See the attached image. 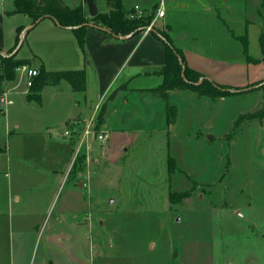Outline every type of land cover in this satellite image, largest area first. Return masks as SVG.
<instances>
[{
    "label": "rangeland",
    "instance_id": "374dc122",
    "mask_svg": "<svg viewBox=\"0 0 264 264\" xmlns=\"http://www.w3.org/2000/svg\"><path fill=\"white\" fill-rule=\"evenodd\" d=\"M13 1L4 0L3 8L11 12ZM81 1L65 0L71 7ZM94 1L100 12L108 10L107 0ZM165 1L167 15L153 27L165 30L170 24L176 43L193 54L198 70L213 81L211 75L247 79L241 37L247 36L252 56L261 55L264 0H215L219 10L209 18L219 19L226 35L209 26L208 14L194 9L201 2ZM5 23L7 48L16 43L17 27L32 24L20 13L9 14ZM21 39L14 54L33 58V68H84L78 66L85 55L73 30L49 17ZM11 53L1 51L0 64L2 55ZM263 83H249L241 86L246 92L218 99L171 90L170 124L164 100L141 92L129 94L127 102L119 96L107 102L113 120L108 142L91 137L93 142L78 151L80 137L73 145L62 135L71 121L66 119L77 111L76 103L83 108L86 94L92 110L84 111L90 117L73 120L79 122V133L94 115L98 89L93 70L87 91L74 92L61 81L48 84L39 98L17 70L16 78L3 85L14 104L0 102V152L12 155L0 157V205L14 187L30 192V206L51 205L53 225L57 211L66 210L60 225L71 234L72 255L54 249L55 264H264V121L236 123L261 107L258 84ZM50 126L56 133L49 132ZM20 155L30 163L19 161ZM31 163L43 171L35 172ZM50 170H63L64 180L46 174Z\"/></svg>",
    "mask_w": 264,
    "mask_h": 264
},
{
    "label": "crops",
    "instance_id": "0c3cea01",
    "mask_svg": "<svg viewBox=\"0 0 264 264\" xmlns=\"http://www.w3.org/2000/svg\"><path fill=\"white\" fill-rule=\"evenodd\" d=\"M3 1L4 0L0 1V49L6 51L11 49L14 45L7 48L5 20L9 14L15 12L14 9L11 10V12L5 10V8H3ZM170 1L173 2L175 0ZM157 2L158 0H150V2H144L143 0H124V4L130 9L134 8L136 3H139L142 5L143 9H146L147 6H151V10L153 7H157ZM199 2H201V5L195 4L194 9H197L198 12L200 10L204 11L208 14V18L219 10L218 3L215 0H194V3ZM164 3L166 6L167 3L165 0ZM166 15L167 10L165 7V15L157 19L165 18ZM209 20V26H216L218 34L226 35L224 31L225 26L221 25L219 19L218 21L216 19L213 21L212 18H209ZM198 35L199 36H196L197 38L200 37V34ZM85 37L86 53L88 54L87 57H83V64L81 63L78 66L80 67L83 65V69L86 70V84L88 82L89 70H93L94 72L95 84H97L98 89L95 106L101 103L102 98L105 97L107 99L106 101L104 100L102 105L106 104V111L104 114V121L106 122L104 128L108 130L109 125L113 124V120L110 118V115H108V101L113 103L117 100L116 98L121 96V98L127 102L129 94L133 92H141L146 95H151L154 99L157 98L152 95L150 90L162 83V76L159 74V70L166 63L165 46L155 35H152L151 32L146 34L145 32H140L135 36H128L126 39L120 40L111 36L108 32L89 27ZM173 37L174 44L179 49L183 50L189 66L198 70L199 66L194 63L193 54L189 50L181 47V45H178L176 43L177 37ZM261 55L258 57L251 56L254 59H260ZM245 62L248 65L246 69L247 79H221L212 75L211 77L216 80L215 82H217V80L226 82V85L232 87L245 86L249 83L264 79L263 62L255 63L247 59V57L245 58ZM251 68L255 69L251 72ZM85 91H87V88ZM112 94L113 96L111 97ZM84 101L83 108L80 107L81 104L76 103L77 111L68 117L66 121H73L77 119V117H90L89 113L85 115L84 111L92 110L91 106L93 100L91 101L86 94ZM50 127L49 132L56 133V128H54V126ZM62 137L67 140V142L74 145L75 139H68L63 135ZM7 154L9 155L8 152H0V157ZM10 156L12 155L8 157L11 158ZM16 158L23 163H30L28 159L22 155ZM72 161L73 157L71 158L70 165H72ZM30 165L31 168H34L35 172L39 173L43 171L32 163ZM62 172L63 170H50L47 171L46 174L48 173L52 177H57L63 181ZM29 193L27 189L15 190L14 187H11L7 191L5 201L0 205V264H55V259L53 258L54 249L58 253L64 250V252L72 255L70 252V242L67 243L69 240L67 237L71 236V234H69L67 228H63L60 225L62 217L66 215V210L57 211L55 220L58 224L53 225L50 221L53 213L50 207L51 205L45 208L42 206L35 207V205L30 206V201L27 196ZM53 201H55V199ZM18 202L20 203L18 204Z\"/></svg>",
    "mask_w": 264,
    "mask_h": 264
},
{
    "label": "trees",
    "instance_id": "16d2710c",
    "mask_svg": "<svg viewBox=\"0 0 264 264\" xmlns=\"http://www.w3.org/2000/svg\"><path fill=\"white\" fill-rule=\"evenodd\" d=\"M82 1L74 7L69 6L65 0H14L13 3L14 12L26 16L28 15L31 18V23H34L38 19L43 20V18L49 17L59 21L64 28L74 27V25L79 26L74 28L73 32L75 33L80 48L86 57L88 53H86L85 36L89 26L84 24L94 22L97 25L108 28L110 30L109 34L118 39V36H135L138 33L143 32L149 25H151L156 12V7H153L151 10L143 9V14L139 16L135 14L136 11L134 8L128 9L126 5H124V0H107L108 10L104 13L99 11L98 14L90 16V19H88L84 6L86 0ZM24 30V26L17 27V35L15 38L16 44L10 49L11 52L19 44L21 45L18 51L21 49L22 39L20 38V35ZM150 32L164 44L166 51V63L159 70V74L162 76V83L151 89L150 92L154 97L164 100L167 103V107L169 106L171 90L189 89L197 93L200 97L207 96L211 99H218V97H227L233 94L246 92V90H242L241 86L232 87L226 84L216 83L207 78L204 73L189 66L183 50L179 49L174 44L170 24L165 26V30L153 27ZM241 39L244 43L247 59L255 63H264V31L259 38L262 52L260 59H254L250 55L247 36L241 37ZM1 51L2 50L0 49V55ZM2 57L3 61L0 64V94L4 91V83L13 81L16 78V69L22 65L31 66L33 61V58H19L15 54L2 55ZM38 70L40 73L34 80L33 97L39 98L41 92L48 84H59L61 81L68 82L74 92L85 91L87 88L86 70L83 68L51 71L46 69L43 64H40ZM183 73L184 77L182 75ZM263 84L258 85L260 86V90H263L264 95ZM105 111L106 104H103L98 113V124L101 126H103L105 122ZM166 113L167 120H170L173 115L170 107L167 108ZM254 119H258L260 122L264 121V99L261 107L254 111H250L247 114L241 115L236 123L238 124L243 121L250 122V120ZM170 121L169 124L172 123V120Z\"/></svg>",
    "mask_w": 264,
    "mask_h": 264
},
{
    "label": "built area",
    "instance_id": "2783aa9c",
    "mask_svg": "<svg viewBox=\"0 0 264 264\" xmlns=\"http://www.w3.org/2000/svg\"><path fill=\"white\" fill-rule=\"evenodd\" d=\"M155 16L153 18V22L151 25H149L143 32L150 33V31L153 28V25L158 20L157 18L163 17L165 15V3L164 0H159L157 3ZM135 14L141 16L143 14V7L141 4L136 3L135 7ZM16 70H18L22 77L25 78V86L29 89L34 85L35 78L39 75L40 71L38 68H33L30 65H22L19 66ZM0 102H2L5 106L13 105L14 102L8 97V92L6 90L3 91V93L0 94ZM102 107V106H101ZM101 109V108H100ZM95 110V109H94ZM99 110V104L96 106V110L94 111L93 117L86 120V126L82 133H79L77 125L78 121H70V123L66 126L65 130L63 131V136L68 139H75V137L78 135L80 139L78 140V151L81 149V146L83 143L87 142L89 144V141L91 137L93 141H98L101 144H105L109 140V131H107L104 128V125L102 126L101 130H96V124L95 120L98 119V115L96 114V111ZM100 111V110H99ZM99 113V112H98ZM91 141V142H93ZM77 151V153H78Z\"/></svg>",
    "mask_w": 264,
    "mask_h": 264
},
{
    "label": "water",
    "instance_id": "95a60500",
    "mask_svg": "<svg viewBox=\"0 0 264 264\" xmlns=\"http://www.w3.org/2000/svg\"><path fill=\"white\" fill-rule=\"evenodd\" d=\"M86 6L88 7V11H89V15H90V16H95L96 14L99 13L98 6L96 5V3H95L94 0H86ZM41 20H42V19H38V20H36L34 23L28 25V26L25 28L24 32L21 34L20 38H23L24 35H25V33H26L28 30H30V29H32L33 27H35L37 24H39V22H40ZM52 20L57 24L58 27H59V26L62 27V25H61V23H60L59 21H57L56 19H52ZM84 25H88L89 27H93V28L99 29V30L104 31V32H108V33L110 32V30H109L108 28H105V27H102V26H100V25H97V24L94 23V22L86 23V24H84ZM77 27H79V26L74 25V27H69L68 29L73 30L74 28H77ZM127 37H128V36L122 35V36H118V39L122 40V39H126ZM20 45H21V44H19V45H18V46L12 51L11 55L14 54V53H16V52L18 51ZM184 69H185V67H184ZM182 75H183V77H184V73H183Z\"/></svg>",
    "mask_w": 264,
    "mask_h": 264
}]
</instances>
